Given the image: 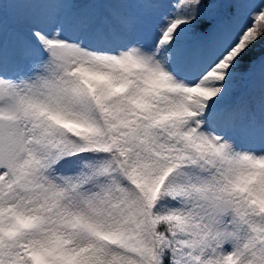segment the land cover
Returning <instances> with one entry per match:
<instances>
[{
    "label": "snow or ice",
    "instance_id": "snow-or-ice-1",
    "mask_svg": "<svg viewBox=\"0 0 264 264\" xmlns=\"http://www.w3.org/2000/svg\"><path fill=\"white\" fill-rule=\"evenodd\" d=\"M0 264H264V0H0Z\"/></svg>",
    "mask_w": 264,
    "mask_h": 264
}]
</instances>
